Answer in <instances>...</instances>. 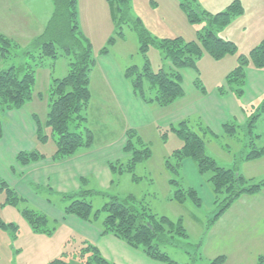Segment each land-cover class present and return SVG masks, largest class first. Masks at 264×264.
I'll return each instance as SVG.
<instances>
[{"label":"rangeland","instance_id":"374dc122","mask_svg":"<svg viewBox=\"0 0 264 264\" xmlns=\"http://www.w3.org/2000/svg\"><path fill=\"white\" fill-rule=\"evenodd\" d=\"M23 1L25 6H20L18 0H0V19L6 22L5 27L0 28V31L12 38L17 35L15 39L20 45H25L32 36L43 30L53 11L52 0ZM196 1L200 10L212 16L224 11L233 3L241 5L242 12L233 16L227 26L217 32V35L234 41L238 54H247L264 38V0ZM180 2L181 0H129L128 20L123 22L119 17L116 19L112 15L107 0H77L78 24L91 42L95 61L104 59L102 62L104 63L105 60L112 59L123 73L132 65L140 70L146 60L154 71L161 67L166 69L169 64L162 59L157 43L178 36L185 41L198 39L199 31L207 25V19L203 15H200L198 21H190ZM12 4L16 9L18 8V11L14 14L16 17L11 24H7L9 19L13 18L12 12L7 10ZM136 20L140 21V27L155 40V43H150L145 53L140 50ZM104 47L107 48L106 53L103 52ZM69 61V56L65 54L56 58L46 57L42 65L36 68L37 80L33 88V102L21 109H10L9 112L0 110V120L2 123H8L9 118L11 120L16 116L22 118L34 108L38 118L42 119L39 121L42 124L43 134L41 138L37 132L31 134L27 129L26 120L23 119L21 134L25 135L24 139L20 134L19 139L15 138L7 142L9 154L6 157L3 155L0 159V216L6 224L16 225V228L11 225L0 227V264H54L52 262L56 259H60L63 264H88L90 253L85 254L82 251V247L87 244L100 246L102 257L113 264H170L149 257L141 246H130L112 234L95 236L96 230L103 228L104 211H100L98 217L92 220L66 214L64 210L71 201L81 198V196L72 197L78 192L85 194L86 200L92 204L93 211L101 209L114 195L119 198L129 196L158 216L181 218L187 239L183 240L181 246H160L161 251L179 264H211L221 255L225 256L221 264H257V256L264 255V190H261L259 195L255 193L253 197L234 201L249 203L254 207L244 212V215L233 202V205L231 204L213 220L219 203H213L212 186L207 180L211 172L200 173L191 158L183 160L178 174H174L166 165V160L171 159V153L182 145L181 138L170 129L171 125H144L137 130L142 143L149 146L150 156L136 161L129 170L126 164L130 155L124 149L126 136L122 137L123 132L121 133L119 129V123L115 122L117 119L106 114L108 107L104 111L102 109L97 111L102 106L105 107V103L102 104L103 100L99 98L94 99V116L92 115L87 121V126L93 133V142L88 151L95 160V169L86 167L84 173L75 175V164L70 166L66 164L63 170L72 171V174L66 175L65 178L58 179L57 174L55 176L53 173L49 176L41 173L32 174L20 183L16 182L21 175L20 167L24 164H21L15 156V171L9 168L12 164L10 157L13 150L17 152L16 155L19 150L40 151L44 153L42 158L52 159L56 144L51 128L45 122L48 109L47 77L48 73L53 77L64 76L68 71ZM11 62L0 60V69L9 66ZM233 64H236L234 54H227L216 60L204 51L197 61L202 85L208 89L215 85L220 86V79L227 72L225 70H229ZM193 75L196 73L192 69L184 73L186 84L191 85ZM90 76L92 84L96 85L99 81V70L93 69ZM262 85H264V74L254 72L245 81L243 98L237 96L227 86L223 94L219 91L218 97L222 107L219 116L223 121L218 119V111L211 122L218 126L213 127L215 131L218 129V133L224 132V134L219 137L212 135V138H209L207 132L208 137L205 138L207 154L211 155L219 165L231 166L235 154L241 153L238 152L243 146L242 143L247 144L249 141L246 124L264 100ZM143 88L146 92H150L147 81H144ZM40 91L44 98L37 97ZM229 107H233L232 113ZM218 122L222 125L235 124L234 134L230 135ZM111 126L114 129L108 130L107 128ZM259 131L264 134L262 120L258 121L254 134ZM135 145L141 147L137 140ZM249 150L250 147L244 152ZM109 162L115 165L120 163L126 167L113 171ZM172 178L177 179L185 188H195L201 198V204L198 205L192 197H187L183 202L177 201L174 198V186L170 182ZM7 187L19 197L15 204L6 201ZM24 207L45 213L50 232L34 231L21 214ZM235 234L241 236L239 241L234 239ZM108 239H118L123 246L113 247L107 242Z\"/></svg>","mask_w":264,"mask_h":264},{"label":"trees","instance_id":"16d2710c","mask_svg":"<svg viewBox=\"0 0 264 264\" xmlns=\"http://www.w3.org/2000/svg\"><path fill=\"white\" fill-rule=\"evenodd\" d=\"M107 1L110 4L112 15L116 19L119 17L121 21L127 22L129 0ZM52 2L53 11L43 30L32 36L25 45H20L16 39L0 31V60L2 62L12 61L9 66L0 69V110L19 109L32 98L36 82V68L42 65L46 57L56 58L62 54L69 56L67 73L62 77L52 76L47 90L48 112L45 122L51 128L56 144L52 159L57 161L75 154L79 148L89 147L93 142L92 130L85 122L87 120L86 110L91 99L90 74L96 61L92 54L91 42L78 24L77 0H52ZM180 4L190 21H198L200 15H203L207 19V25L199 31L198 39L185 41L178 36L163 39L157 43L162 59L169 64L166 69L161 67L154 71L148 60L140 70L134 65L129 66L124 75L130 82L134 94L146 103H154L160 107L170 105L184 94L181 73L183 69L195 71L194 84L204 93L206 89L199 78L197 61L205 51L216 60L227 54L236 55V66L227 73L224 84L218 89L224 92L227 86L241 97L244 93L246 68L249 65L257 69L264 68V38L247 54H238L234 41L217 35V32L227 26L233 16L242 12L240 4L233 3L215 16L200 10L196 0H181ZM135 27L139 32L140 50L145 53L150 43H155V40L144 28L140 27L139 20L135 21ZM103 52L106 53L107 48L104 47ZM144 81L149 83L150 92L144 90ZM39 96L42 97V94L40 93ZM263 114L264 100L246 124V133L249 137L246 145L250 147V150L243 157L245 160L257 159L264 155V145H255L257 135L253 134L254 125ZM35 122L37 135L41 138L43 137L42 124L38 119ZM2 124L0 120V137L3 133ZM222 126L230 135L234 134L235 124L223 123ZM206 128L192 119H183L171 125L170 129L181 138L182 145L171 153V159L166 160V165L174 174H178L183 160L191 158L200 173L211 172L207 180L212 186L213 203H219V208L212 218L214 220L240 195L260 191L264 187V179L254 182L251 178L244 176L239 171L237 162L230 167L219 165L206 152ZM125 133L124 149L130 155L126 166L131 170L136 161L147 159L150 156V149L147 144L142 143L135 129L127 128ZM135 140L141 147L135 145ZM43 156L37 151H20L16 158L25 165ZM109 166L113 171L126 167L120 163L115 165L111 162ZM170 182L174 186V198L177 201L183 202L187 197H192L198 205L201 204V198L195 188H185L175 178H172ZM74 196H81V198L71 201L64 210L66 214L92 220L98 217L100 211H104L102 234H112L133 247L141 246L142 250L153 259L179 264L161 251L160 246H181L183 240L187 239V232L181 218L171 219L164 215L158 216L129 196L119 198L114 195L101 209L96 211H93L92 204L86 200L85 194L78 192L72 195ZM18 199V195L7 187L6 201L15 204ZM21 214L28 220L34 231L50 232L45 213L24 207ZM9 225L16 228L13 223L6 224L0 216V227L5 228ZM82 251L85 254L90 253L88 264H113L102 257L98 247L93 244L82 247ZM224 260L225 256L221 255L211 264H221ZM52 263L63 264L60 259ZM257 264H264L263 255L257 257Z\"/></svg>","mask_w":264,"mask_h":264},{"label":"crops","instance_id":"0c3cea01","mask_svg":"<svg viewBox=\"0 0 264 264\" xmlns=\"http://www.w3.org/2000/svg\"><path fill=\"white\" fill-rule=\"evenodd\" d=\"M18 3L20 4V6L26 5L23 0H18ZM7 10L12 12L13 14L12 20L9 19V22H7V24H11V21H13L14 18L16 17L14 14L18 11V8L16 9V6L12 4L11 6L7 7ZM5 23L6 22L0 19L1 29L5 27L4 25ZM16 37L18 36L16 35L15 38ZM21 37H23V35ZM103 60L96 61L95 66L93 68L95 70L97 69L99 70V81L97 82L96 85L92 84L91 82L92 75L90 76L89 88H90V93H91V99H90L89 106L86 110L87 112V120L85 122L86 125H87V121H89V118L92 115L94 116V108H93L94 99L99 98L103 100L102 104L105 103V107L102 106L103 108L101 107L97 109V111H101V109L102 111H104L105 108L108 107L106 110V114L111 115L114 119H117V121L115 122L119 123V129H121V133L123 132L122 137H124V135L126 136L125 132L127 128H132L137 131L138 129L143 128L144 125H152V124H157L159 126L167 125V124L173 125L176 122L183 120V119L196 120L201 123V126L207 127L205 138L208 137L207 132H209L208 134L210 136L209 138H212V135L215 137H219L222 135V133L224 134V132L218 133V129L215 131L213 127H218V126H216L214 123L212 124L211 122L212 118L215 119V116L217 115L218 111H219L218 119L223 121V119L220 118L221 116H219L220 111H222V107H221L220 100L218 97L220 95V92L218 89L219 85H215L211 89H208L205 87L206 91L203 93L194 84L196 75H193L194 78L191 81V85L185 83L184 73L185 72L187 73L188 69H183L181 71L182 77H183L182 82H183V87H184L183 96L178 98L177 100H175L173 103H171L168 106L160 107L154 103H146L136 94H134L130 83L128 82V80L126 79L123 73V70H121L120 68L116 66V63L114 60L112 59H110L109 61L105 60V62L102 63ZM235 66L236 64H233V66H231L230 69L228 68L229 70H225L227 72L223 74L224 76H222L221 78L222 80L220 79L221 81L220 85L224 83V79L227 73L231 69H233ZM254 72H259V74H264V68L257 69L249 65L246 68V79L250 76L251 73H254ZM47 78H48L47 86H49L51 79H52V74L48 73ZM36 80H37V77H36ZM262 86L264 89V85ZM40 93L42 94V91L37 93V97L44 98L45 96L44 97L39 96ZM221 94H223V92H221ZM244 94H245V90L241 98L244 97ZM33 98L34 96L32 95V98L28 102H26L22 107L24 106L27 107L26 105L32 103L34 100ZM46 105L48 107V103ZM229 109L231 110V113H232L233 107H229ZM9 110L7 111L9 112ZM12 112H18V111H12ZM47 112H48V109L46 111L45 117L47 116ZM227 113H228V109H227ZM23 119L26 120L27 129H29V132L31 134L36 133V130H37L35 121L37 119L40 121L42 120L38 118L37 112L34 110V108H32V110L30 112H27L26 115L23 116L22 118H19L18 116H16V118L13 120L9 118L7 121L8 123H3L2 124L3 133H2V137H0V159L3 155H5L6 157L9 154L10 150L8 148V145H6L7 142L9 143L15 138L16 140L19 139L18 137L20 136L23 130V124H22ZM260 120L264 122V114L258 118L257 122L254 125L253 131L256 128L258 121ZM218 124L222 126L221 123L218 122ZM107 129L112 130L114 128L113 126H111V128L108 127ZM16 133H19V135H17ZM21 135H22V139H24L25 135L24 134H21ZM254 135H257V137L255 138L256 142H259V143L255 142V145L258 144L257 146H263L264 145L263 132L259 131V132H256ZM124 141H125L124 143H126V139H124ZM109 143H111V141ZM245 144L242 143L243 146L238 152V153L240 152L241 153L240 155L235 154L234 159L232 160L233 162L231 166H233L237 162L238 169L244 176L251 178L254 182L263 180L264 179V155L257 159H252V160L243 159V157L247 153L244 151H246V149L248 148V146ZM82 150H85V151H82ZM88 150H89V147L81 148V149L79 148L75 152V154L63 160H57V161L51 158L47 159V158L40 157L39 160L37 159L35 161H32V163H28L20 167L22 169L21 175H20V178L16 180V182L20 183L21 180H25V178L31 176L32 174L39 175L41 173L42 174L44 173L47 176L53 173L55 176L57 174L58 179L65 178L66 175L72 174V171H69L67 169L63 170V166H65L66 164H68L67 166H70L71 164H75L74 165L75 170H76L75 175L79 173L81 175L82 173H84L86 167L87 169H95V160L93 158L92 153H90V151ZM206 152H207V148H206ZM16 153L17 152L13 150L11 154L12 157H10L12 159V164L9 165V168H11L13 171H15L14 166H15ZM38 153H41V152L39 151ZM261 190H264V187ZM261 190L256 192V194L259 195L261 193ZM256 194L255 193L242 194L237 199L239 200L245 197H253ZM233 204L237 206V209L239 211L243 212V215H244V212L250 211L252 208H254V207H251V204L249 203H242V202L235 203L234 202ZM94 235L101 237V236H105L108 234H102L101 230L97 229ZM240 237L241 236L235 234L234 239L236 241H239ZM107 242L113 247L123 246L121 245L122 243L118 241V239H113V240L108 239ZM97 247L99 251H101L100 246H97ZM103 251L105 253L107 252L105 250Z\"/></svg>","mask_w":264,"mask_h":264}]
</instances>
